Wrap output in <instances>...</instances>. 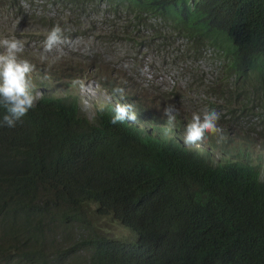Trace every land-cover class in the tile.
<instances>
[{
  "label": "trees",
  "instance_id": "1",
  "mask_svg": "<svg viewBox=\"0 0 264 264\" xmlns=\"http://www.w3.org/2000/svg\"><path fill=\"white\" fill-rule=\"evenodd\" d=\"M48 1L82 12L99 2L115 21L96 35L100 50L71 55L72 67L48 64L45 71L47 61L22 57L34 65L37 103L15 127H0V264H264V170L255 165L263 155L255 144L244 146L241 133L217 142L227 135L225 114L238 120L234 104L245 115L255 107L264 115V0ZM8 7H18L21 22L34 19L25 35L12 32L24 53L43 54L45 34L62 20L29 14L18 0ZM120 42L131 46L129 60L114 50ZM163 48L173 57L164 65L185 70V78L190 63L209 59L208 50L224 62L212 77L192 75L189 99L178 85L149 89L137 81L144 68L138 55ZM126 61L133 71L124 70ZM59 74L96 81L116 103L132 104L137 121L111 124L115 102L90 117L77 93H54L48 82ZM116 87L123 97L113 94ZM185 99L196 109L179 110ZM169 104L179 111L172 133L163 114ZM202 108L219 112L224 129L206 137L209 145L247 162L180 147L176 134ZM109 223L130 234L108 232Z\"/></svg>",
  "mask_w": 264,
  "mask_h": 264
},
{
  "label": "rangeland",
  "instance_id": "2",
  "mask_svg": "<svg viewBox=\"0 0 264 264\" xmlns=\"http://www.w3.org/2000/svg\"><path fill=\"white\" fill-rule=\"evenodd\" d=\"M19 6L23 8L27 13L32 14L37 12L38 14L42 12H47L49 15L55 18H60L63 22V30L64 37L66 38V42L60 46V50L62 52V58L56 63H52V55L47 54L48 58L42 59V56L45 54L36 55L30 51L24 53L23 55L26 58L33 59L42 62L43 60L47 61L42 62L43 69L46 71L48 64L54 66H68L72 67L73 65V57L71 55L77 53H86L92 54L98 50H100L101 42H99L96 38L97 34H100L101 30L107 29L108 21H115L114 16L110 13L109 9L104 4H100L96 2L94 4L87 5V11L82 12L79 8L71 6L69 3H59L54 4L48 0H18ZM18 7L13 9L12 11L8 7V0H0V33H5L12 36L13 31H18L20 34L23 32V28L32 27L34 24V19L32 17H26L25 22H21L19 19H15L16 12ZM88 13L89 15H85ZM49 31H47L48 33ZM47 33L45 35H47ZM18 38V37H16ZM27 41H33L34 39L30 37H26ZM182 43V41H178L177 44ZM176 44V46H177ZM43 45V43H42ZM130 48L131 46H127L125 42H120L114 48V50L120 55L122 59L129 60L127 56H130ZM166 49L163 48L159 54L155 55L151 53L144 58V54H139V63L144 64V68L139 72L137 69V81H140L151 89V87L162 86L163 88L173 86H180V91L182 93H186L189 96V99L193 97V91L187 89L188 82L192 78V75L199 74L200 76H205L209 73V77H212V71L216 66H221L224 62L222 57H218V55L212 51L208 50L206 53L209 57L208 60H200L197 63H190L189 70H191V74L186 78L185 70L178 69V67H167L164 65L166 59ZM148 50L145 49L144 53H147ZM173 57L167 59L168 62H172ZM129 61L125 63V71L131 72L133 70L128 69ZM157 67V69H155ZM223 71L220 67L217 70V74L222 75ZM178 80H181L182 83H179ZM55 81H59L61 83H65L70 81L65 75H58L55 78ZM35 84V82H33ZM51 87L54 86V80L48 82ZM201 91H198L200 93ZM56 93L63 95L64 97H72L71 93H77L80 97L81 109L88 113L91 117L95 111L96 106L106 103V101H113V97L108 94L104 89L101 88L100 84L94 80L84 79L81 81L73 80L71 84L61 85L56 88ZM213 101H216L218 104L225 103L222 100H218L216 98H211ZM115 102V100H114ZM116 104V102H115ZM249 108L252 106V102L249 104ZM192 103L185 99L183 103L177 105L179 110L183 108L185 111L191 110ZM232 107L237 108L236 115L238 120H232L229 114H225L224 121L221 122L222 126L226 128V131L222 128L227 135L222 136V139H237L236 133H241V135H246L247 137L241 136L242 140L245 142V145H253L257 146V149L260 150L261 155H263L262 159L259 161H255V163H259L260 161L264 162V151L262 150V142L264 141V115H259L263 109L261 107H255L254 109H248L245 112H248L247 115L242 112V106L240 104H234ZM206 109V108H202ZM225 112V111H224ZM223 112V113H224ZM255 113V114H253ZM219 127V126H218ZM252 127V131L247 133V131ZM221 128V127H220ZM152 129V128H149ZM205 144L204 142H202ZM227 146V145H226ZM208 149V146H205ZM236 153V150H235ZM213 155L215 158H220L223 155V152H218L213 149ZM255 158H257V154L254 153ZM230 158H239L236 155H229ZM104 223H107L104 221ZM106 226L108 232L115 234L117 236H125L129 235L130 232L126 229L120 227H113V223H109Z\"/></svg>",
  "mask_w": 264,
  "mask_h": 264
},
{
  "label": "clouds",
  "instance_id": "3",
  "mask_svg": "<svg viewBox=\"0 0 264 264\" xmlns=\"http://www.w3.org/2000/svg\"><path fill=\"white\" fill-rule=\"evenodd\" d=\"M66 42L64 37V30L59 23L54 25L52 29L47 33L43 41V53L42 59H47V54L52 55V63H56L62 58V52L60 46ZM25 52L24 41L16 37H0V107L4 108L5 114L0 118V127H15L17 122L20 121L31 109L36 106L37 94H34V88H36L34 76L31 73L34 70V65L23 57ZM54 80L55 90L56 88L71 84L73 80L65 82L64 84ZM36 83V82H35ZM61 98H65L63 95L56 93ZM109 94V93H108ZM114 95L123 97L124 89L116 87L113 89ZM78 96V95H76ZM79 97V96H78ZM80 99V97H79ZM113 101H106L104 105L110 106ZM81 104V103H80ZM196 109L195 107H192ZM200 112H194L190 122L187 123L184 128L183 135L176 134L181 137L180 147L182 149L199 154L213 155V149L223 152L220 158H215L216 161L237 160L247 162L241 158H230L229 155L222 150V148L211 147L206 140L208 135L220 136L222 129L218 127L220 120V113L215 109H201ZM179 111L175 105L169 104L163 109L164 116L167 117L166 129L171 132V128L174 127L177 115ZM124 121L136 122L137 114L133 110V105L130 103H116L114 106V115L112 116L110 123L116 125ZM175 134V133H173ZM165 139L173 145V140ZM222 139L217 140L219 143ZM175 140V139H174ZM204 142L205 144H203ZM208 146V149L205 148ZM262 150L264 151V142L262 143ZM204 156V155H201ZM255 165H259L264 170V162L260 161ZM262 179H264V171L261 173Z\"/></svg>",
  "mask_w": 264,
  "mask_h": 264
}]
</instances>
